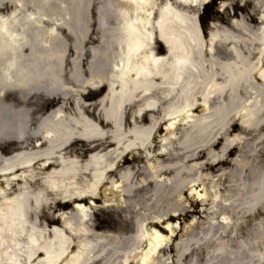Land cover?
I'll return each mask as SVG.
<instances>
[{
  "label": "bare ground",
  "instance_id": "obj_1",
  "mask_svg": "<svg viewBox=\"0 0 264 264\" xmlns=\"http://www.w3.org/2000/svg\"><path fill=\"white\" fill-rule=\"evenodd\" d=\"M73 1L78 8L71 19L80 17L78 10L83 8L89 22L91 0ZM207 1L113 0L110 4L104 0L114 50L88 80L72 73L74 89L61 77L65 50L52 47L61 29L69 30V24L74 31L77 28L69 23L67 9L54 0H0L4 10L0 12V264H264V47L244 54L220 48L219 52L232 56L228 61L213 56L222 41L234 47L250 45L226 33H212L207 39L200 34L192 16ZM97 27L102 29L101 22ZM79 28L73 31L78 39L88 33L84 23ZM250 33L264 41V32L250 29ZM158 42L166 50L163 55L156 53ZM206 54L211 57L204 59ZM100 86L105 91L99 105L107 106L103 121L114 130L120 129L125 109L136 97L143 109L132 115L133 123L154 115L156 127L133 128L126 132L127 139H121L122 133L104 131L85 114L82 97L87 89ZM70 89L75 94L68 112L64 100ZM34 93L62 101L37 117L33 126L31 113L25 110L11 125L1 107L5 104L21 112L26 108L25 95ZM247 95L251 103L238 116L243 135L237 144L244 150L236 161L238 175L230 178V172H221L217 179L191 184L189 195L178 203L189 200L188 209L144 206V200L161 192V177L180 176V167L167 152L153 150L154 133L169 120L162 116L165 109L158 108V99L173 101L166 113L175 119L185 107L178 104L188 106L191 98L207 103L223 97L235 103ZM226 107L210 109L205 118L218 122L228 115ZM169 124L165 130L172 133L174 122ZM236 124H231V131ZM189 127L201 135L208 125L200 120ZM80 140L99 142L86 150L89 155L84 158L86 151L77 147ZM251 140L254 156L246 154L253 149L248 146ZM185 142L191 144L189 139ZM235 149H225L215 163L202 164L198 170L214 172L216 166L228 165ZM128 154H134L133 161L141 155L145 166L134 167ZM252 156L258 164L250 183L242 171L250 168ZM180 186L179 193L185 195L188 185ZM101 190L118 201L98 206ZM86 204L90 214L84 210ZM70 207L69 214L57 219L47 213ZM180 215L184 223L177 221ZM55 220L59 222L50 223Z\"/></svg>",
  "mask_w": 264,
  "mask_h": 264
},
{
  "label": "rangeland",
  "instance_id": "obj_2",
  "mask_svg": "<svg viewBox=\"0 0 264 264\" xmlns=\"http://www.w3.org/2000/svg\"><path fill=\"white\" fill-rule=\"evenodd\" d=\"M54 1L58 5L64 6L67 9L68 15H71L68 16L70 18L69 23H74L77 25L75 31L71 28V24H69V30L61 29L58 33L57 39L53 42L52 46L53 48H63L65 50V58L62 62L61 77L62 80L66 84L70 85L71 88L77 89L76 85L73 84L71 80L72 73L75 74V77L77 79L88 80L90 72L98 71L100 67L104 66L114 50L111 35L108 34L111 32L105 20L106 13L103 10L104 0H91L90 7L88 8L89 22H86L85 20L86 15L83 11V8H81V11L78 10V12L80 13V17H78L76 20L71 19L73 18L72 11H76L78 8L76 6V2H74L73 0ZM164 1L165 0H158L159 3H163ZM112 2L113 0H108L107 3L112 4ZM224 3H226L225 6ZM99 9L100 12L98 11ZM3 11L4 10H0L1 13H3ZM192 18L193 21H195L197 30L201 32L200 34L203 35L206 39L212 33L215 35L226 33L231 38L240 39L239 41L244 40L245 43H248L250 45L249 47H247L244 43H242L234 47L233 44L231 45L226 41H222L224 43L218 46L216 48V51L213 53V56H215L220 61H228L232 59V56L229 57L227 54L219 52V49L222 47H225L227 51L229 49H234L235 51H239L242 54L251 52L253 48H257V46L258 48H262V46L264 47V41L259 42L257 37L250 33V29L256 30L258 32H264V0L255 2H253V0H245V2H240V0H209V2L202 5L200 9L197 10V14L195 16H192ZM200 18L202 19V21L204 20V23L202 25V21ZM82 22L87 25L88 33L85 35H81L78 39V36L75 35L73 31H80L79 26H82ZM99 22H101V30H98L97 27ZM78 23H80L79 26ZM109 23L110 22H108V24ZM202 27H204V31L201 30ZM239 28L248 35L242 34ZM69 31H71V33ZM155 49L157 54H165V48L159 42L155 45ZM210 57L211 55H203L204 59H208ZM250 60L252 63H250L249 60L247 61L254 66L253 63H255V60ZM3 91L6 92L9 90L4 89ZM104 91V87H98V89L95 90L87 89V92L82 96L83 100L85 101L84 103L87 104L86 107H84L85 114L88 115L91 120L100 123V126L104 131H109L112 134L115 132L119 134L122 133L121 139H127L128 137L125 136H128V134L126 135V132H128L129 130H132L133 128L150 127L155 125L153 121L157 119V116L154 115H146L142 123H133L132 115L139 109H143L142 103L137 102L139 100V97H136L135 101L131 105H128L126 107L125 117L123 118V120H121L120 129L117 131L114 130L109 123L103 121V116L107 114V106L99 105V100L104 94ZM74 94L75 91H71L70 89L69 93L67 94V99L64 100L65 109L68 112L72 111ZM169 96L172 97L171 95ZM158 100V108L160 110L165 109V113H162V116L165 115V117L169 118L165 126H169V123L171 122H174V124H171L172 133H167L164 125L161 126L157 130V132L154 131L155 133L153 140V150L154 152H159V150L163 151L164 153L167 152L168 156L172 158V163L180 167V176L161 177V179L164 181L161 192L158 195H153L152 197L149 196L148 200H144L143 205L145 206L147 204L152 207H159L160 209L176 207L188 209L190 206L189 200L185 201L180 206L178 203L180 199L189 195L191 184L195 185L197 181L203 178L217 179L220 177L221 172H230V178L233 175H238V166H236V161L240 160L239 154L244 153V150L240 149L237 144V140L243 135L238 131L240 125L238 116L241 112V108L244 105H250L251 98L249 97V95H247L244 98H240V100L238 99V102L235 100V103H232L228 99H223V97L210 100L207 103H203L202 100L191 98L189 101L190 104L188 103V106L186 104H178V108H180L181 106L185 107L183 111L177 114V117L175 119H172V117L169 116L168 113H166L167 108L171 103H173V101L168 100L166 97L164 99L159 98ZM61 101L62 99L60 97L48 99L41 93H34L30 95L26 94L24 100L26 108L22 109L21 112H18L16 108H11L5 104L1 107V111L3 116L9 118L10 124L14 126V120H16L17 116L21 115V113L25 110L27 113H31L33 126L35 125L37 117H42L50 110L56 108ZM219 105H227L226 109L228 111V115H224L223 117L218 119V122H216V120L211 117L205 118L207 112H209L210 109H213ZM195 108L197 109L195 110ZM200 120L206 121V124L208 125L205 132L201 135L198 134L195 129L191 131L189 127L191 123H195ZM210 122L211 126L209 127ZM235 122L237 123L236 127L231 131L230 126ZM224 129L225 131L221 134V131ZM187 139H189V142L191 144H185V141ZM218 139H220L219 144L216 147H211V145ZM98 142L99 141L88 143L86 141H81L78 142L79 145H77V147H80L82 149V152H84L89 147L97 145ZM107 142L108 139L106 143ZM233 146H235L236 149L234 150L233 155L227 158L229 162L228 165L220 167L216 166L214 172L198 170V167H200L202 164H205L207 162L215 163L218 159L221 158L225 149ZM248 146H252L253 149H249L246 154H253L254 156L255 141L251 140L248 143ZM188 150H192V153H188ZM84 154V158L88 156L87 151ZM133 155L134 154H128L125 156L129 158L130 161H133ZM179 155H183V157H180ZM253 156L250 168L242 171L243 176L250 183L255 180L257 175L256 166L258 163L253 160ZM132 163L134 167L136 166L138 168L145 166V160L141 158V155L139 159L135 158ZM195 168L196 170L194 171ZM182 182L188 185L185 195L179 193L181 191L182 186L180 185ZM223 184L224 186L227 185L226 182H223ZM206 185L207 187H209L208 182H206ZM200 189L201 186L197 187V190ZM35 192L36 191H33V193ZM100 192L103 191L101 190ZM106 193L108 192L105 190L103 194H101V196H103L101 197L98 206L105 204H114L118 201L112 195H108ZM193 195L195 194L193 193ZM31 204L33 208L34 204ZM88 206L89 204H86V206H84V210L88 214H90L91 211L89 210ZM64 212L69 214L71 212V207L64 210L51 209L50 213H47L54 219H57V217ZM58 220L50 223H57L59 222ZM176 220L177 219H174V221ZM177 221H179L180 223H184L182 215L179 216V219ZM40 222L46 221L45 219L41 218ZM95 222L97 223L98 221ZM98 225L105 226V223L98 222Z\"/></svg>",
  "mask_w": 264,
  "mask_h": 264
}]
</instances>
